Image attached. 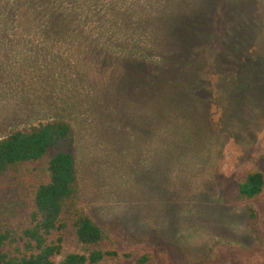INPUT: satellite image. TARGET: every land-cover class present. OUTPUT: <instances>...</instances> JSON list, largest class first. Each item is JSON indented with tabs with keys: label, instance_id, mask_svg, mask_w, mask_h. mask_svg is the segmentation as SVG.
<instances>
[{
	"label": "rangeland",
	"instance_id": "rangeland-1",
	"mask_svg": "<svg viewBox=\"0 0 264 264\" xmlns=\"http://www.w3.org/2000/svg\"><path fill=\"white\" fill-rule=\"evenodd\" d=\"M201 1L79 0L67 6L75 30L60 37L22 33L21 12L15 23L0 14V141L50 121L73 125L79 207L132 255L109 264L142 255L148 264H264V192L239 197L243 179L264 174V0ZM140 23L143 54L155 36L159 48L128 64L124 40L140 38ZM96 40L111 64L87 56ZM167 60L201 77L171 116L159 111L162 93L149 92ZM117 75L143 93L126 100L127 115L104 95ZM76 251L69 239L64 253Z\"/></svg>",
	"mask_w": 264,
	"mask_h": 264
},
{
	"label": "trees",
	"instance_id": "trees-1",
	"mask_svg": "<svg viewBox=\"0 0 264 264\" xmlns=\"http://www.w3.org/2000/svg\"><path fill=\"white\" fill-rule=\"evenodd\" d=\"M78 1L0 0V14L15 23L14 16L21 12L18 29L22 33L34 35L41 32L46 36L60 37V34L75 30L76 16L71 15L72 10L67 6L77 8ZM188 5L184 6V11L188 10ZM173 7L177 14H186L180 2ZM177 14L173 12L172 15ZM180 16L168 19L177 23ZM141 26L142 23L138 24L134 31L140 38L136 37L134 41L127 36L124 40L128 44L123 49L130 54L128 64H139L137 61L141 56L148 54L150 49L159 48V39L155 36V42L143 54ZM96 45L100 46L97 40L93 47ZM92 54L103 65L113 61L112 55L101 48H93L92 53L88 50L87 56ZM82 63L86 64L83 57ZM166 65L158 74L150 75L151 79L160 77V81L157 87L151 86L149 92L162 93L164 103L159 111L171 116L169 109L187 106L185 102L190 101L194 84L201 81V77H195L194 73L186 75L184 68H178L171 61L168 63L167 60ZM168 66L174 69V74L169 77ZM89 75L85 72L81 76ZM117 76L114 85L107 87L104 95L106 100L121 102L123 114H128L126 100L141 101L139 96L143 93L133 91L129 75ZM110 115L114 117L111 112ZM118 145L122 146L121 149L125 145L121 138L115 141V146ZM76 147V130L65 120L17 131L0 141V264H109L111 260L132 258L131 254L120 253L113 238L79 207L81 189ZM263 192L264 174L260 171L250 173L239 184V197L243 200L255 199ZM255 218V212L251 211L254 227ZM69 239L80 251L64 253ZM149 260L148 255H142L135 264H148Z\"/></svg>",
	"mask_w": 264,
	"mask_h": 264
}]
</instances>
